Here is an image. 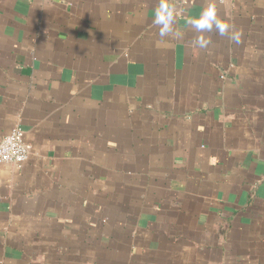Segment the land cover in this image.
I'll return each instance as SVG.
<instances>
[{
  "label": "crops",
  "instance_id": "crops-1",
  "mask_svg": "<svg viewBox=\"0 0 264 264\" xmlns=\"http://www.w3.org/2000/svg\"><path fill=\"white\" fill-rule=\"evenodd\" d=\"M159 2L0 0V264H264V0Z\"/></svg>",
  "mask_w": 264,
  "mask_h": 264
},
{
  "label": "clouds",
  "instance_id": "clouds-1",
  "mask_svg": "<svg viewBox=\"0 0 264 264\" xmlns=\"http://www.w3.org/2000/svg\"><path fill=\"white\" fill-rule=\"evenodd\" d=\"M176 5L170 4L168 0H160L155 9L153 23L159 27V36L161 38L168 36L174 31ZM189 24L198 33L211 32L215 29L221 36L228 35L230 40L239 44L241 42V33L239 31L229 32V25L223 22L217 15V10L213 4H209L198 18L191 19ZM211 41L204 36H197L195 44L203 49L207 48Z\"/></svg>",
  "mask_w": 264,
  "mask_h": 264
},
{
  "label": "built area",
  "instance_id": "built-area-1",
  "mask_svg": "<svg viewBox=\"0 0 264 264\" xmlns=\"http://www.w3.org/2000/svg\"><path fill=\"white\" fill-rule=\"evenodd\" d=\"M225 1L219 0L221 3ZM31 150V145L25 141L22 130L15 127L0 139V162L14 165L23 164L29 158Z\"/></svg>",
  "mask_w": 264,
  "mask_h": 264
}]
</instances>
